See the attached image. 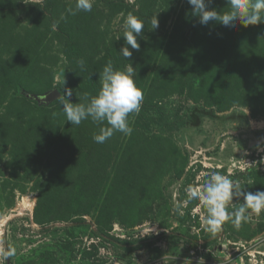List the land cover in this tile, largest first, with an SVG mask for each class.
Segmentation results:
<instances>
[{
	"label": "rangeland",
	"instance_id": "1",
	"mask_svg": "<svg viewBox=\"0 0 264 264\" xmlns=\"http://www.w3.org/2000/svg\"><path fill=\"white\" fill-rule=\"evenodd\" d=\"M27 2L0 0V264H264V211L213 235L185 193L213 171L264 191V23L201 25L187 0H93L75 16L76 0ZM129 12L146 21L129 58L144 99L131 135L99 144L106 124L72 126L37 98L96 95L109 60L130 63Z\"/></svg>",
	"mask_w": 264,
	"mask_h": 264
},
{
	"label": "clouds",
	"instance_id": "2",
	"mask_svg": "<svg viewBox=\"0 0 264 264\" xmlns=\"http://www.w3.org/2000/svg\"><path fill=\"white\" fill-rule=\"evenodd\" d=\"M22 2L29 4L27 0ZM41 2L43 3V0ZM187 3L192 6L193 15L199 17L201 25L207 26L210 21H216L224 26H235L240 23L247 28L264 23V0H227L228 9L224 11L209 9L213 0H187ZM92 9L93 0H76L75 7H69L67 12L75 16L80 12H91ZM64 18L62 15L60 19ZM59 23L60 20L53 19L50 25L51 30L56 31ZM145 24L146 21L133 12L127 14L123 32L126 46L122 47L119 53L130 63L123 65L122 68H116L113 61L109 60L100 72V88L96 95L85 92L81 96L75 93L79 102L73 103L71 97L74 90L63 88V94H59L56 98L62 106L66 121L72 126H79L89 119L97 125H107L100 127L99 133L93 135L96 143H105L115 132L124 135H131L133 132L132 127L129 126L128 117L130 114L140 113L144 93L137 85V71L129 58L133 56L130 49L137 51L140 49L138 37L142 36ZM150 24L151 30L158 29L157 14L151 17ZM120 38L118 37L117 40ZM77 64L81 71L86 70V61L83 57L77 61ZM55 115L56 113H53V116ZM235 166L233 164V167ZM185 193L189 201L199 199L207 213L206 217H201V221L205 230L213 235L220 231L221 226L229 219L233 226L239 229L242 221H247L252 213L259 215L264 211V191L254 193L245 191L238 181H233L217 171L209 173L201 187L188 185ZM234 198L242 203L230 212L228 204ZM14 255L15 249L11 247L4 252L5 258H11Z\"/></svg>",
	"mask_w": 264,
	"mask_h": 264
},
{
	"label": "water",
	"instance_id": "3",
	"mask_svg": "<svg viewBox=\"0 0 264 264\" xmlns=\"http://www.w3.org/2000/svg\"><path fill=\"white\" fill-rule=\"evenodd\" d=\"M59 94L61 93L57 89H54V90H51L50 92H47L46 94L42 96H39L37 99L42 103H50L53 100H55Z\"/></svg>",
	"mask_w": 264,
	"mask_h": 264
},
{
	"label": "trees",
	"instance_id": "4",
	"mask_svg": "<svg viewBox=\"0 0 264 264\" xmlns=\"http://www.w3.org/2000/svg\"><path fill=\"white\" fill-rule=\"evenodd\" d=\"M59 91H62V88H59Z\"/></svg>",
	"mask_w": 264,
	"mask_h": 264
}]
</instances>
